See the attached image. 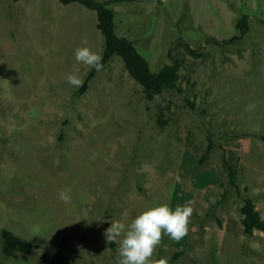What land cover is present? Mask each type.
Listing matches in <instances>:
<instances>
[{
  "label": "rangeland",
  "instance_id": "rangeland-1",
  "mask_svg": "<svg viewBox=\"0 0 264 264\" xmlns=\"http://www.w3.org/2000/svg\"><path fill=\"white\" fill-rule=\"evenodd\" d=\"M108 7L152 72L183 61L180 90L148 100L119 56L99 72L77 64L78 47L105 50L97 13L80 3L0 0V264H117L112 220L188 201V234L164 235L152 259L184 251L171 264H199L200 246L218 264H264V232L246 235L241 213L250 198L264 218V0ZM244 16L249 31L232 41ZM73 65L82 87L66 80ZM3 230L40 243L27 261H6Z\"/></svg>",
  "mask_w": 264,
  "mask_h": 264
},
{
  "label": "trees",
  "instance_id": "trees-1",
  "mask_svg": "<svg viewBox=\"0 0 264 264\" xmlns=\"http://www.w3.org/2000/svg\"><path fill=\"white\" fill-rule=\"evenodd\" d=\"M64 4L80 3L89 10L97 13V28L105 38V50L102 59L103 66L114 56L122 58L125 68L129 75L143 88V92L148 100H153L156 96L165 91L180 90L179 82L181 80V69L183 61L174 59L171 64H166L159 72L154 73L145 57H143L135 48L133 42L116 33V13L108 7L109 4L128 2L132 0H60ZM248 16H244L238 21V30L240 36L234 37L232 41L238 40L249 31ZM213 41L217 42L215 39ZM178 46H183L190 55H197L196 51L187 43L180 42ZM171 56V53H170ZM169 117L161 110L158 115V124L164 128L168 123ZM238 160V158H237ZM234 177L235 169L230 166ZM242 224L246 235H253L255 231L264 232V218L256 204L250 198L245 200L241 208ZM40 242H30L25 240L9 230L2 231V254L6 261L22 260L27 261ZM56 245H61L63 251L68 250L67 240L61 241ZM59 251L56 252L58 255ZM184 254V251L176 252L173 255L171 263L176 262ZM170 263V264H171Z\"/></svg>",
  "mask_w": 264,
  "mask_h": 264
},
{
  "label": "clouds",
  "instance_id": "clouds-1",
  "mask_svg": "<svg viewBox=\"0 0 264 264\" xmlns=\"http://www.w3.org/2000/svg\"><path fill=\"white\" fill-rule=\"evenodd\" d=\"M83 43H87L86 41ZM77 64H83L97 72L103 70L102 55L90 47H78L75 50ZM81 69L73 65V70L66 80L72 86H83L80 76ZM59 199L64 203L71 202V190H62ZM194 201H188L184 206H177L173 211L168 204L151 206L138 214L129 224L112 220L111 226L104 232L107 243L119 239L117 264H168L165 258L152 259L155 249L161 243L164 235L179 242L189 231L194 208Z\"/></svg>",
  "mask_w": 264,
  "mask_h": 264
},
{
  "label": "crops",
  "instance_id": "crops-1",
  "mask_svg": "<svg viewBox=\"0 0 264 264\" xmlns=\"http://www.w3.org/2000/svg\"><path fill=\"white\" fill-rule=\"evenodd\" d=\"M208 231V228L204 230L206 233ZM209 240V235L206 237V242ZM198 250H200V246L197 248V251L193 254L195 259L198 261L199 264H218V259H219V252L214 253V254H207L206 258H201L198 256ZM200 255V253H199Z\"/></svg>",
  "mask_w": 264,
  "mask_h": 264
}]
</instances>
